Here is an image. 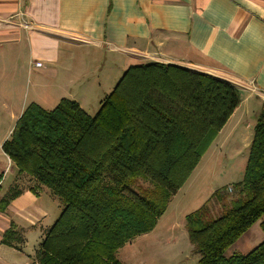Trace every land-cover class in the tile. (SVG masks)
Here are the masks:
<instances>
[{
	"label": "trees",
	"instance_id": "obj_1",
	"mask_svg": "<svg viewBox=\"0 0 264 264\" xmlns=\"http://www.w3.org/2000/svg\"><path fill=\"white\" fill-rule=\"evenodd\" d=\"M239 103L228 82L149 63L129 67L93 117L68 99L50 111L27 107L2 152L63 204L33 264H123L117 251L154 229ZM140 179L153 187L135 193ZM210 200L223 203L219 216ZM210 200L186 217L197 264H264V240L226 256L258 221L264 235V108L242 179Z\"/></svg>",
	"mask_w": 264,
	"mask_h": 264
},
{
	"label": "crops",
	"instance_id": "obj_2",
	"mask_svg": "<svg viewBox=\"0 0 264 264\" xmlns=\"http://www.w3.org/2000/svg\"><path fill=\"white\" fill-rule=\"evenodd\" d=\"M80 46L131 56L134 65L170 64L230 83L240 103L218 134L239 131L251 145L264 108V0H0V120L7 113L18 120L23 112L13 104V73L34 71L41 80L60 76L59 87L69 94L77 74L85 72L87 54ZM7 137L0 141V205L6 202L0 211V264H33L62 209L55 217L43 205L44 186L21 189L13 163L14 171H1L11 162L2 152ZM259 223L227 257L246 255L262 243Z\"/></svg>",
	"mask_w": 264,
	"mask_h": 264
},
{
	"label": "rangeland",
	"instance_id": "obj_3",
	"mask_svg": "<svg viewBox=\"0 0 264 264\" xmlns=\"http://www.w3.org/2000/svg\"><path fill=\"white\" fill-rule=\"evenodd\" d=\"M78 50L87 54L85 68L82 67L85 72L77 74L78 77L72 84L71 94L66 93L67 89L65 90L63 86L59 87L60 76L54 78L52 75L53 78L41 80L36 76L37 72L34 71L29 74L13 73L15 110L23 107L24 111L30 105L36 104L42 109L50 111L59 104L61 99L75 102H77L75 99H79L83 102L86 112L83 108L81 109L93 117L99 110L101 102L113 91L125 71L129 67L135 66V60L128 55L117 56V54L108 53L106 49L99 51L89 46H80ZM70 79L71 77L67 79L68 81L66 80L68 84ZM55 100L56 103L53 102ZM2 114H4L3 111ZM3 117V120H0V141L7 136L6 140L10 138L17 122L16 119L11 121L8 113L7 118L4 115ZM11 127L12 130L8 133ZM240 135L238 131L237 135L230 137L225 131L215 137L201 155L199 162L184 184L172 195L165 212L159 217L154 229L136 237L120 248L117 256L120 262L123 264H197L198 256L193 253L188 239L186 217L210 200L213 193L242 179L250 146L243 142L244 138H240ZM1 158L0 155V160ZM10 166H12V162L5 161L1 171H4L6 167L7 171H14V167ZM21 176L22 181L19 185L21 189H38L37 183L31 177L22 174ZM10 178L11 175L8 174L7 180ZM152 187L150 181L140 179L131 189L135 193H139L143 189ZM229 188L227 191L231 193ZM44 190L46 191L41 195V201L51 214L57 213L55 216L57 217L60 213L58 211L63 209V204L59 197L52 194L48 188ZM209 206L213 217L219 216L224 207L223 203L218 200H210Z\"/></svg>",
	"mask_w": 264,
	"mask_h": 264
},
{
	"label": "built area",
	"instance_id": "obj_4",
	"mask_svg": "<svg viewBox=\"0 0 264 264\" xmlns=\"http://www.w3.org/2000/svg\"><path fill=\"white\" fill-rule=\"evenodd\" d=\"M34 65H35L36 67H41L42 64H41L40 62H35ZM229 191H230V192L232 191L231 188H229Z\"/></svg>",
	"mask_w": 264,
	"mask_h": 264
}]
</instances>
